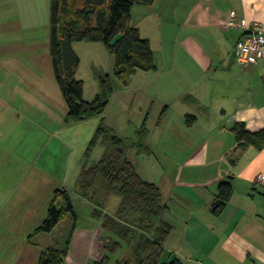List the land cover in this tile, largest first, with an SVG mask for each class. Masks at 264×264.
I'll use <instances>...</instances> for the list:
<instances>
[{"label": "crops", "instance_id": "obj_1", "mask_svg": "<svg viewBox=\"0 0 264 264\" xmlns=\"http://www.w3.org/2000/svg\"><path fill=\"white\" fill-rule=\"evenodd\" d=\"M165 1L172 7L164 20L173 27L170 44L160 33L154 40L143 34L149 25L161 28L150 24V8ZM147 6L141 34L151 41L157 69L141 70L150 78L143 82L141 122L152 129L146 157L162 158L163 165L153 177L141 175L160 186L168 206L165 218L173 228L165 247L185 264H264V148L242 147L232 130L237 122L252 132L264 129V60L245 66L235 51L248 27L264 23V0H156ZM233 13L248 26L226 27ZM1 89V123L27 112L16 89H6V96ZM84 162L79 166H89ZM67 181L63 188H70ZM223 181L233 183L234 194L216 215Z\"/></svg>", "mask_w": 264, "mask_h": 264}, {"label": "rangeland", "instance_id": "obj_2", "mask_svg": "<svg viewBox=\"0 0 264 264\" xmlns=\"http://www.w3.org/2000/svg\"><path fill=\"white\" fill-rule=\"evenodd\" d=\"M51 3L52 0H0L1 95L13 88L18 92L17 101L28 104L27 112L21 116L17 111V117L13 111L14 114L0 122V264H38L41 253L50 247H68L65 264H95L107 254L104 240L111 236L93 216L97 205L81 196L77 187L79 173L84 167L79 166L80 160L84 159L90 166L104 155L102 143L89 155L85 154L96 131L94 122L101 117L82 124L66 122L67 104L51 56ZM166 3L153 8L135 4L132 24L141 32V21H146L142 10L151 9L150 24L161 28L154 30L149 25V31L143 28V34H149L154 40L160 33L159 39L164 38L170 44L174 38L173 27L164 20L169 19L172 7H166ZM73 48L80 58L75 75L84 83V98L94 99L100 91V75L109 74L115 92L105 114V123L120 137L136 142L145 118V112H141L142 88L146 86L143 82L150 78L137 70L119 79L115 73V55L103 42L75 41ZM22 92L25 97L18 99ZM26 113L32 115V120L25 117ZM146 125L149 145L152 129L148 120ZM146 156L137 148L129 153L139 173L153 177L155 169L163 165V159ZM65 181L70 185L67 189L77 217L70 214L51 232L36 233L48 215L55 191L63 188ZM107 202L101 208L115 215L120 197L112 195ZM58 204L66 206L63 198H59ZM131 255L132 248L125 245L117 253L110 254V264Z\"/></svg>", "mask_w": 264, "mask_h": 264}, {"label": "trees", "instance_id": "obj_3", "mask_svg": "<svg viewBox=\"0 0 264 264\" xmlns=\"http://www.w3.org/2000/svg\"><path fill=\"white\" fill-rule=\"evenodd\" d=\"M155 1L52 0L51 3V56L55 76L67 104L66 122L82 123L97 117L103 120L86 153L89 155L97 144L102 143L104 155L89 167L84 166L77 180L80 195L97 205L93 216L111 234L104 240L107 254L95 264H110V254L117 253L125 245L132 248V255L116 264H185L165 247L173 227L165 218L168 206L163 201L160 186L145 179L129 157L135 148L144 155L150 152L146 121L141 125L136 142L120 137L104 120L115 92L111 76L106 73L100 75V91L94 99L87 100L84 98V83L75 75L80 58L73 43L84 40L100 41L109 47L116 58L115 73L119 79H125L137 70L157 69L150 39L143 37L140 29L132 24L134 5H152ZM232 130L242 147L264 148V129L252 132L244 122H237ZM233 194L232 182L219 184L213 205L216 215L223 212ZM111 195L121 199L115 215L101 208ZM59 198H63L66 206H59ZM70 214L77 217L69 190L57 189L48 215L36 233L51 232ZM68 251V247L47 248L41 253L38 264H65Z\"/></svg>", "mask_w": 264, "mask_h": 264}, {"label": "built area", "instance_id": "obj_4", "mask_svg": "<svg viewBox=\"0 0 264 264\" xmlns=\"http://www.w3.org/2000/svg\"><path fill=\"white\" fill-rule=\"evenodd\" d=\"M236 15L232 14L226 27H236L239 24L248 26L245 20L239 23ZM235 51L238 61L245 66L264 60V23H254L248 27V31L238 39Z\"/></svg>", "mask_w": 264, "mask_h": 264}]
</instances>
